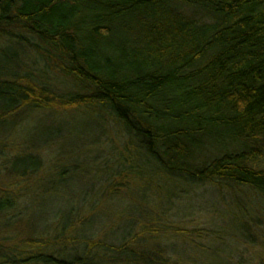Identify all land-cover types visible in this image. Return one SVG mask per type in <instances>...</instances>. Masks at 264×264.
Here are the masks:
<instances>
[{
    "label": "trees",
    "instance_id": "1",
    "mask_svg": "<svg viewBox=\"0 0 264 264\" xmlns=\"http://www.w3.org/2000/svg\"><path fill=\"white\" fill-rule=\"evenodd\" d=\"M0 39L35 55L28 64L2 52L0 127L10 134L36 112L103 111L122 154L132 149L157 177L264 200V0H0ZM29 158L36 167L19 179L40 170ZM109 174L105 189L118 194L123 172ZM12 188L0 216L20 198ZM147 212L122 239L82 241L86 217L47 241L3 236L0 264H183L178 247L193 250L192 231Z\"/></svg>",
    "mask_w": 264,
    "mask_h": 264
},
{
    "label": "rangeland",
    "instance_id": "2",
    "mask_svg": "<svg viewBox=\"0 0 264 264\" xmlns=\"http://www.w3.org/2000/svg\"><path fill=\"white\" fill-rule=\"evenodd\" d=\"M7 48L17 50L28 64L35 60L28 49L6 39H0V59ZM50 83L68 89L67 83ZM118 135L107 113L88 109L32 113L13 134L0 127V202L11 184L20 195L9 215L0 216V238L6 236L12 244L32 237L47 241L61 232L64 220L86 217L76 229L82 241L122 239L144 210L149 218L169 214L171 223L192 231L195 245H186L194 251L178 247L186 256L183 264L191 259L195 264H255L263 255L264 200L258 195L171 184L154 175L132 149L123 155ZM30 155L39 157L40 170L19 179L18 174L36 167ZM119 170L126 186L111 195L105 189L113 182L109 173ZM65 247L60 242L54 249Z\"/></svg>",
    "mask_w": 264,
    "mask_h": 264
}]
</instances>
